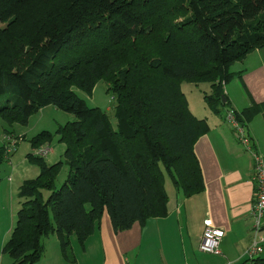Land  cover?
Returning <instances> with one entry per match:
<instances>
[{"label":"trees","instance_id":"trees-1","mask_svg":"<svg viewBox=\"0 0 264 264\" xmlns=\"http://www.w3.org/2000/svg\"><path fill=\"white\" fill-rule=\"evenodd\" d=\"M262 13L264 0H0V118L26 125L47 105L74 116L29 139L38 148L56 135L63 159L27 154L39 172L17 188L20 206L2 247L11 264L38 261L49 235L69 260L71 237L83 248L105 211L115 233L166 216L164 171L183 197L202 192L194 145L210 126L190 111L181 83H209L208 109L232 111L245 126L264 102L236 111L224 86L241 77L231 64L264 47ZM102 79L115 97V129L72 89L90 94ZM7 156L4 142L0 166Z\"/></svg>","mask_w":264,"mask_h":264},{"label":"crops","instance_id":"crops-1","mask_svg":"<svg viewBox=\"0 0 264 264\" xmlns=\"http://www.w3.org/2000/svg\"><path fill=\"white\" fill-rule=\"evenodd\" d=\"M256 62L239 71L237 84L245 95L242 109L253 102H264V63ZM226 96L228 107L240 111L228 91ZM224 115L225 111L218 114V119L211 117L210 130L194 145L204 181L202 192L187 198L176 192L174 202L167 204L166 216L149 218L143 225L135 222L118 233L113 231L105 211L99 228L86 238L83 248L71 237L69 260L63 256L55 235L44 237V254L34 264H242L253 237L254 162L231 123L222 121ZM245 126L252 150L264 158V108ZM14 133L22 136L20 140L26 137ZM205 220L224 231L216 254L198 249ZM13 226L1 236L0 264H11L2 247Z\"/></svg>","mask_w":264,"mask_h":264},{"label":"rangeland","instance_id":"rangeland-1","mask_svg":"<svg viewBox=\"0 0 264 264\" xmlns=\"http://www.w3.org/2000/svg\"><path fill=\"white\" fill-rule=\"evenodd\" d=\"M260 17L264 18L263 13L260 15ZM255 61H257L256 63L259 61L264 63V47L255 49L253 52L248 53V55H246L241 60L235 61L233 64H231L229 70L234 74H237L239 71L243 70L245 66L251 65ZM237 78L234 77L225 84L224 93L226 94L228 91L231 101L234 100L236 106L239 108L238 110H240V108L242 109L244 106L245 95L240 83L237 84ZM72 89L78 94V96L84 99L88 106L99 107L104 110L110 120L112 127L114 129L116 128V119L113 111L115 97L110 91L107 90V83L103 79L96 83L90 94L77 87H73ZM181 89L187 98L190 111L195 116L207 118L208 124L211 121V117L212 120L218 119V114L214 115V113L208 109L204 102V94L209 93L210 91L209 83L205 81H200L198 83L183 81L181 83ZM3 99L4 97H0V101H3ZM222 109L221 111L223 112L225 109ZM224 116L222 121L229 123L226 122L228 120H226V117L224 119ZM73 118L74 116L71 113L55 108L52 105L44 106L39 111L32 114L26 125H20L16 123L10 127L0 118V145L5 142L2 137L4 134V128H8L9 131L12 130L19 132V134L26 135V137H24L25 139L20 140L22 136L19 137L16 134L14 136L12 134L5 133L15 141V146L12 152H10L6 160L0 166V239L3 232L9 229V227L11 228L12 224L15 223L16 211L20 206L21 200L17 196L18 186L24 179L34 178L39 172L37 164L30 162L27 158V154L32 153L33 150H40L43 147H48L51 148V152H47V154L44 155V159L47 163L51 164L63 159L64 144L57 140L56 135L53 136V139L50 143H45L38 148H32L29 139L42 130L54 133L58 125H63L67 121L73 120ZM246 130L247 127L244 126V133H246ZM67 170L68 167L63 165L57 176L56 186H59L63 182L67 175ZM163 174V186L168 194V204L170 206V203L172 201L174 202L176 190L173 186L171 178L166 173V171H164ZM49 237L53 236L49 235ZM44 239L45 238L43 237L42 241ZM72 239L73 243L75 244V239ZM46 245L48 247V242H46ZM75 246L77 247L76 244ZM69 253L71 255L70 249ZM261 256L264 257V251ZM242 264H251L248 256H244V262H242Z\"/></svg>","mask_w":264,"mask_h":264},{"label":"built area","instance_id":"built-area-1","mask_svg":"<svg viewBox=\"0 0 264 264\" xmlns=\"http://www.w3.org/2000/svg\"><path fill=\"white\" fill-rule=\"evenodd\" d=\"M226 119L231 123L241 144L250 151L254 162L253 180L255 183V197L251 207L253 237L245 251V255L251 260L259 257L264 251V234L262 233L264 228V158L261 154L252 150L250 140L244 133V126L234 118L232 111L226 113ZM2 137L6 142V152L9 155L14 149L15 141L5 133ZM48 151V147H43L40 150H33L32 153L36 156H44ZM223 234L224 231L222 229L215 227L208 220H205L198 249L206 253H218L219 241Z\"/></svg>","mask_w":264,"mask_h":264},{"label":"water","instance_id":"water-1","mask_svg":"<svg viewBox=\"0 0 264 264\" xmlns=\"http://www.w3.org/2000/svg\"><path fill=\"white\" fill-rule=\"evenodd\" d=\"M223 101H225L224 97H223Z\"/></svg>","mask_w":264,"mask_h":264}]
</instances>
